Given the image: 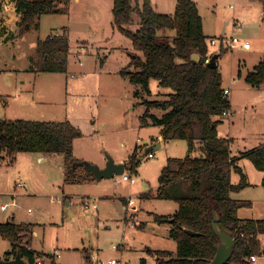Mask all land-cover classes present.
<instances>
[{"label": "rangeland", "instance_id": "obj_1", "mask_svg": "<svg viewBox=\"0 0 264 264\" xmlns=\"http://www.w3.org/2000/svg\"><path fill=\"white\" fill-rule=\"evenodd\" d=\"M4 1H0V121H69L81 130L82 137L75 140L69 157L37 153L10 157L0 153V223L9 217L31 225L28 248L41 256L57 252L61 257L55 264H158V252L176 257L171 224L155 219L172 213V206L178 207L174 201L158 198L160 176L168 159L195 158L200 152H190L188 142L179 139L162 141L157 149L161 128L143 125L144 102L166 100L163 94L171 89L151 80L148 92L133 84L129 75H122L124 69L134 71L128 69L131 56L143 55L115 27L114 1L61 2L60 8L64 6L68 12L42 15L38 24L22 35L16 6L2 17L5 5L12 2ZM151 1L159 13H175L177 0ZM192 1L203 20L209 56L227 51L218 60L223 87H229L233 78L237 81L232 86L231 115L220 117L217 128L219 138L233 140L230 151L237 156L264 143V86L249 87L245 77H239L264 55V1ZM139 23L138 14H134L129 29L137 31ZM64 30L70 44L66 71H31L38 41L62 35ZM168 34L174 36L175 32ZM234 37L249 42L251 49H230ZM212 40L218 43L212 45ZM151 112L158 117L164 113L160 108ZM109 157L116 164H124V175L135 178L136 183L122 181V175L97 181L85 166L77 165L88 162L104 169ZM247 162L251 172L247 171L249 165L243 167L244 172L256 184L260 173ZM18 179L25 188L16 187ZM68 179L82 181L68 183ZM232 179L234 185L240 184V175ZM233 192L234 198L253 201L240 208L239 217L264 220L261 185ZM144 195L151 197L142 198ZM130 198L135 202L131 207L126 203ZM261 243L264 249V239ZM11 248L9 240L0 237L1 259ZM247 264H264V257Z\"/></svg>", "mask_w": 264, "mask_h": 264}, {"label": "trees", "instance_id": "obj_2", "mask_svg": "<svg viewBox=\"0 0 264 264\" xmlns=\"http://www.w3.org/2000/svg\"><path fill=\"white\" fill-rule=\"evenodd\" d=\"M11 1L16 3L17 12L21 15V35L29 31L26 25H37L42 15L68 12L64 6L60 8V3L68 0ZM113 1L115 27L143 55L134 54L128 66L134 71L124 69L122 75H129L133 84L148 92L151 80L158 81L162 88L171 89L170 93L163 94L166 100L144 102L147 109L142 118L143 125L159 126L163 141L186 140L190 152H200V156L195 158L168 159L162 170L158 198L176 202L178 210L173 215H160L155 219L160 224H171L170 237L177 243V254L171 258L168 252H158V264H210L221 244L213 229L215 217L222 228L236 239L228 264H247L251 256L262 257L260 236L264 235V220L240 219L238 210L249 203L232 199L231 193L249 185L242 168L237 166L241 159L250 160L258 171L264 173V144L242 153L240 157H232L229 141L218 136L219 118L230 110L231 104L229 97L224 96L219 66H207L212 56L208 54L207 37L196 2L177 0L175 13L170 15L158 13L151 0H141L142 5L140 0ZM134 14L140 18V27L132 32L129 27ZM170 31L175 35L170 36ZM69 50L67 30L62 35L39 40L30 70L36 73L65 72ZM226 52L222 50L219 58ZM193 55H198L200 60H193ZM245 81L253 88L264 86V57L246 74ZM158 108L164 112L161 117L151 112ZM80 137L81 130L69 121H0V153L6 152L10 157L18 153L69 157L75 140ZM233 171L240 175L238 185L232 183ZM67 181L79 183L82 180ZM147 197L151 196H142ZM32 232L31 225L15 220L0 223V237L9 240L12 247L4 260L16 258L19 253L25 260L24 264H34L36 254L28 248Z\"/></svg>", "mask_w": 264, "mask_h": 264}, {"label": "water", "instance_id": "obj_3", "mask_svg": "<svg viewBox=\"0 0 264 264\" xmlns=\"http://www.w3.org/2000/svg\"><path fill=\"white\" fill-rule=\"evenodd\" d=\"M35 2H45L47 0H34ZM261 1V0H259ZM26 28L29 29L30 26L26 25ZM135 56H131V58H134ZM193 60L199 61L200 58L198 55H193ZM219 59V55L215 54L210 58V60L207 62V66L209 68H217V61ZM160 148V144H158L157 149ZM78 166H85L87 171L93 174L95 179L97 181H101L103 179H112L116 175L121 176L125 173V165L124 164H116L115 161L109 157L108 163L104 169H101L100 167L96 165H92L88 162H82L77 164ZM213 229L215 234L220 238L221 244L218 248V251L214 257V259L211 261L210 264H228L233 256L234 248L236 246V239L226 230H224L221 226V224L218 223L217 217L213 220ZM192 235H198L197 233H194L192 231H189ZM0 264H24V259H22L21 255L18 253L16 258L13 260H1Z\"/></svg>", "mask_w": 264, "mask_h": 264}, {"label": "crops", "instance_id": "obj_4", "mask_svg": "<svg viewBox=\"0 0 264 264\" xmlns=\"http://www.w3.org/2000/svg\"><path fill=\"white\" fill-rule=\"evenodd\" d=\"M1 1V0H0ZM5 2L6 3H8V2H10L9 0H5L4 1V4H5ZM156 5V4H155ZM13 6L15 7L16 6V3L15 2H10V5H5V7H6V11H3L2 12V17H3V15L4 16H7V14L9 15V11L11 10V8H13ZM157 7V6H156ZM15 9V8H14ZM168 12H170V11H168ZM159 13V12H158ZM160 14H162L161 12H160ZM170 15H172V14H170ZM264 19V18H263ZM263 57H264V55L259 59L260 60V62H258V63H255L253 66H251V68L252 69H248L247 71H246V73H245V75H242L243 73H239V77H245L246 76V74L247 73H249L250 71H252L259 63H261V61H262V59H263ZM220 59V58H219ZM218 59V60H219ZM81 65H82V62H81ZM217 66H219L218 65V61H217ZM84 76H85V74H84ZM72 78H75V76H73ZM237 81H236V79H232V80H230V86L229 87H223V89L225 90V89H229L230 90V96H229V99H230V104H231V94H232V86L236 83ZM249 87H252V86H250L249 85ZM253 88V87H252ZM168 93H170V92H168ZM168 93H165V94H168ZM165 98V97H164ZM229 112V115H231V108H230V110L228 111ZM162 141H163V138H162V135L160 136V148H161V146H162ZM229 141V147L230 148H232L231 146H232V141L233 140H228ZM262 144H264V143H262ZM243 153H245V152H243ZM232 154V153H231ZM242 154V153H241ZM241 154H239V155H237V156H233L232 155V157H240L241 156ZM248 161V159H245V158H243V159H241L238 163H237V166H239V167H241L242 168V170H243V172H244V168H246V166H248V173H250L251 172V168L250 167H252L251 166V164H249V162H247ZM250 161V160H249ZM252 165H253V163H252ZM244 167V168H243ZM254 167V166H253ZM256 169V168H255ZM257 170V169H256ZM259 173H260V181H259V179H258V181H256V184L254 183V182H252L251 180H250V177H249V175L248 174H245V172H244V174L245 175H248V183H249V186L250 185H255V186H262L263 188H264V173L263 172H260L259 171ZM235 174H237V175H239L238 173H236L235 171H233L232 172V175H231V179H232V176L233 175H235ZM18 180H21V179H18ZM18 180H17V184H18ZM232 181H233V179H232ZM16 184V187H18V185ZM25 188V187H24ZM234 194H236L235 192H232L231 193V198L232 199H234V200H237V201H241V202H246V203H252L253 201H251V199H244V198H234ZM67 205H69V202H67ZM89 205L87 204L86 205V207H88ZM177 206H178V204H177ZM250 207V206H249ZM243 209V208H242ZM242 209H241V211H242ZM178 210V207H177V209H175V208H173V206H172V209L170 208V210H169V212H172V213H170L169 215H173V214H175L176 213V211ZM3 211V210H2ZM3 212H6V211H3ZM239 212H240V209L238 210V214H239ZM239 217V216H238ZM240 219H242V220H255V219H251L250 217H243V216H241V217H239ZM9 220H11V219H9V217H7V221H9ZM257 220H259V219H257ZM18 223V222H17ZM262 239H264V235L263 236H260V240H262ZM171 258H175V257H172L171 256ZM2 260H4V259H2ZM57 261V258H52V264H55V262ZM258 261V260H257ZM256 261V262H257ZM24 262H25V260H24ZM256 262H249V263H256Z\"/></svg>", "mask_w": 264, "mask_h": 264}, {"label": "built area", "instance_id": "obj_5", "mask_svg": "<svg viewBox=\"0 0 264 264\" xmlns=\"http://www.w3.org/2000/svg\"><path fill=\"white\" fill-rule=\"evenodd\" d=\"M218 42L216 40H212L211 41V44L212 45H216ZM242 48L244 50H250L251 49V45L249 42L247 41H241L239 40L238 38H232L231 41H230V49H235V48ZM209 61V60H208ZM207 61V62H208ZM224 96L225 97H229L230 96V90L229 89H225L224 90ZM226 115H229V112H225L224 113V116ZM150 158H153L154 155L153 154H150L149 155ZM122 181H126V182H130L131 184H135L136 183V179L131 177V176H127V175H122ZM18 187L19 188H24L25 187V184L21 181V180H18ZM62 203V201H59ZM135 202L134 200H132L131 198L127 201V205L128 206H134ZM133 208H136L133 207ZM2 210L3 211H6L7 210V207L6 206H3L2 207ZM31 211V210H30ZM244 237V235H242ZM114 249H116V247H114ZM60 258L61 256L56 252V254H49L48 256H41V255H35V262L34 264H52V258ZM262 257H264V249L262 251ZM260 257L259 256H251L249 258V262H256ZM109 264H117L115 261H111ZM161 264V263H160Z\"/></svg>", "mask_w": 264, "mask_h": 264}]
</instances>
